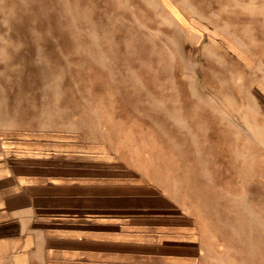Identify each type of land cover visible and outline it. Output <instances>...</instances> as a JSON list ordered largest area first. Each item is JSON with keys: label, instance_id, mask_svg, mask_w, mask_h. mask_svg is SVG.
<instances>
[{"label": "rangeland", "instance_id": "1", "mask_svg": "<svg viewBox=\"0 0 264 264\" xmlns=\"http://www.w3.org/2000/svg\"><path fill=\"white\" fill-rule=\"evenodd\" d=\"M250 1L0 0V162L136 196L162 264H264Z\"/></svg>", "mask_w": 264, "mask_h": 264}, {"label": "crops", "instance_id": "2", "mask_svg": "<svg viewBox=\"0 0 264 264\" xmlns=\"http://www.w3.org/2000/svg\"><path fill=\"white\" fill-rule=\"evenodd\" d=\"M249 9L254 38L238 60L257 76L251 89L264 105V0ZM89 174L17 173L0 162V264H162L160 249L171 241L155 231V209L124 204L136 196L86 189L96 182Z\"/></svg>", "mask_w": 264, "mask_h": 264}]
</instances>
